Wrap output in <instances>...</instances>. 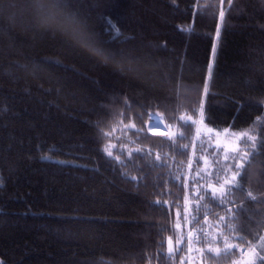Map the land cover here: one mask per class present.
I'll use <instances>...</instances> for the list:
<instances>
[{"label":"trees","instance_id":"16d2710c","mask_svg":"<svg viewBox=\"0 0 264 264\" xmlns=\"http://www.w3.org/2000/svg\"><path fill=\"white\" fill-rule=\"evenodd\" d=\"M63 9L103 47L131 53L134 70L105 64L62 32L37 27L31 0H0V262L179 264L183 256L184 264H232L239 253L221 260L195 251L206 243L172 259L161 252L168 236L175 246L176 211L194 204L197 158L213 159L210 147L201 148L203 135L197 138L179 117L199 121L203 105L208 128L264 136V106L257 102L264 96V0H64ZM109 19L122 35L105 44ZM124 100L138 128L160 115L169 135L188 136L177 144H195L194 154L182 155L166 135L149 133L131 147L151 149L152 156L110 160L97 123L109 131L119 112L127 123ZM157 153L172 157L168 166H157ZM262 167L264 159L253 157V170ZM185 177L187 193L180 186ZM260 187L252 181L254 191ZM215 213L227 215L219 206ZM250 217L261 219L258 207L246 203L241 220L254 224ZM216 219L209 213L201 225L223 229ZM180 222L186 235L189 226Z\"/></svg>","mask_w":264,"mask_h":264},{"label":"snow or ice","instance_id":"6c2138e0","mask_svg":"<svg viewBox=\"0 0 264 264\" xmlns=\"http://www.w3.org/2000/svg\"><path fill=\"white\" fill-rule=\"evenodd\" d=\"M49 3L51 7L47 8L45 12L49 29L69 32L71 41L75 46L89 50L105 64L119 57L122 64L127 65L128 71L134 70L131 53L126 52L124 49L114 51L103 47L94 32L88 29L81 30L73 26L74 17H69L63 22L57 21L53 10L63 7L64 0H49ZM231 3L232 0H229V4ZM41 7L43 8L45 5L42 4ZM224 17V11L220 10L218 18L221 25L224 24ZM107 23L108 27L105 28V33L110 34V39L105 41V44L118 40L122 35L113 21L109 19ZM182 30L191 31L190 28ZM219 35L220 28L218 27L217 36L219 37ZM126 39H132V37H127ZM120 42L124 43L125 41ZM209 77H211V66H209ZM203 92L207 95V83L203 87ZM179 94L180 87L177 85V97H179ZM257 102L264 106V96L260 97ZM123 103L128 109L127 123H125L124 112L115 114L118 119L115 124L110 126L109 131H105L100 127L99 122L97 123L100 137L106 141L101 149L102 152L110 160L118 164L124 163L121 158L122 155L129 159L134 155L144 158L152 156L151 149L139 146L131 147V145H137L141 136L147 138L149 133L155 135L159 129L167 131V126L163 123L161 116L156 114L150 116L151 123L147 128H138L131 115L132 106L127 100H124ZM137 115L139 116L140 114L137 113ZM199 115V121L193 120L192 116H180L179 121L183 127L188 129L195 128V136L197 138L203 135L204 139L200 140V145L201 148L210 147L212 149V163L207 164L203 155L197 158L199 167L193 174L194 179L190 189L194 204L185 206L183 213L179 210L176 211V223L173 225V229L177 230L178 234L175 246L173 237L168 236L167 250L166 252L162 251L161 255H166L169 259H172L179 252L187 251L191 253L193 251V243H206V250L196 248L195 251L199 254H204L206 251V253L211 254L212 258L221 260L230 259L239 253L240 258L233 260L232 264H264V167L259 173L252 168L253 157L264 159V136L258 139L256 134H251L254 131L252 129L236 133L230 132L228 129L215 131L212 128H208L204 123L203 105L200 106ZM197 123L201 127H196ZM262 128H264V125H262ZM118 131L120 135H116ZM129 132H132L135 139L128 136ZM222 136L225 138L223 141L220 139ZM167 139L170 146L179 151L180 154L186 155L189 150H192L194 154L195 144H177V140L188 139V136L183 132L173 133L167 136ZM113 140L117 142H113ZM212 140H215L214 144L211 143ZM205 141L208 143H205ZM221 156L224 161L222 166L220 162ZM44 158L48 159V157ZM169 159H172V157H167L166 155L162 159L158 153L155 154L157 166H168ZM187 168L189 170L192 169L191 162H189ZM130 179L136 181L137 177L133 176ZM174 179L179 182L181 181V176H175ZM253 180L261 186L259 191H254L251 188ZM2 186L3 183L0 180V187ZM180 186L186 193L189 191L187 177H185ZM182 199L187 205L188 196L185 195ZM154 203L160 205L161 201L157 200ZM246 203L253 204L259 209L261 219L255 220V217H250L251 220H255L254 224L241 220V212L245 210ZM162 206L167 207V201H164ZM216 206L221 207L227 215L221 216L215 213ZM189 207L193 210L190 211ZM209 213L216 215V225H223V229L216 227L210 232L209 228L213 227L212 225L208 227L201 225V220L204 221V224L208 223ZM181 220H183L184 225L189 226L186 235L179 231L182 229ZM198 225L200 227H197ZM213 244L216 246L214 247ZM180 245H184V248L179 247ZM161 247L163 248V245ZM179 264H184L183 256L180 257Z\"/></svg>","mask_w":264,"mask_h":264},{"label":"clouds","instance_id":"9594fccd","mask_svg":"<svg viewBox=\"0 0 264 264\" xmlns=\"http://www.w3.org/2000/svg\"><path fill=\"white\" fill-rule=\"evenodd\" d=\"M42 4L45 5V7L42 8L41 7ZM49 7H51L49 0H31V12L33 14L34 21L37 27L43 29H49L46 23V16H45V12ZM53 11L55 12L56 20L59 22H63L65 19L72 17L64 11L63 7L54 9ZM73 26L81 30L88 29L87 25L83 21L77 18H74ZM62 33L67 35L71 39L69 32H62ZM110 63L114 64L117 67H121L123 65L119 57H117L116 60L114 61H110Z\"/></svg>","mask_w":264,"mask_h":264},{"label":"rangeland","instance_id":"374dc122","mask_svg":"<svg viewBox=\"0 0 264 264\" xmlns=\"http://www.w3.org/2000/svg\"><path fill=\"white\" fill-rule=\"evenodd\" d=\"M163 123L167 126V131H165V129H159L158 131H157V133H162V134H167V132H169V127H168V125L163 121ZM221 139H222V141L225 139L223 136L222 137H220Z\"/></svg>","mask_w":264,"mask_h":264}]
</instances>
